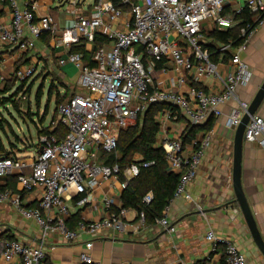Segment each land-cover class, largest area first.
<instances>
[{
  "label": "built area",
  "instance_id": "1",
  "mask_svg": "<svg viewBox=\"0 0 264 264\" xmlns=\"http://www.w3.org/2000/svg\"><path fill=\"white\" fill-rule=\"evenodd\" d=\"M85 1L70 3L78 6ZM35 2L8 0L9 19L0 20V43L15 46L22 53L34 50L44 32L60 35L66 49L59 63L78 67L76 82L85 90L57 106L58 120L66 127L64 136L43 133L32 155L0 156V177L15 174L18 181V191L0 189V203L10 204L41 229L35 244L6 238L0 256L7 262L17 257L19 264H46L48 234L57 233L68 243L87 235L78 264H102L91 253L93 237L109 227L125 232L131 211L139 220L138 226L144 223V211L125 207L121 194L129 179L154 161H145L135 153L134 161L121 172L118 163L101 162L100 152L114 151L119 131L134 123L151 103L166 102L176 111L164 108L157 113L160 129L156 145L165 151L168 169L180 175L173 198H192L188 185L197 176L213 131L203 132L193 140L192 146L198 147L189 149L183 131L171 135L170 122L183 112L190 124L204 123L210 116L222 115L223 106L233 100L225 126L236 129L250 103L241 98L239 87L248 85L253 76L241 51L253 33L264 26V0H121L119 6L113 0H94L89 11L80 7L72 23L62 29L50 14L36 15ZM244 10L250 12L253 21V25L240 28L244 42L233 48L229 62L213 61L205 46L209 34L238 24L236 15ZM97 33L106 40L94 49L96 65L90 66L84 62L83 53L72 47L85 38V46L92 49ZM230 47L225 43L219 50ZM159 62L161 73L170 69L175 73L166 88L155 82ZM224 64L229 66L224 68ZM37 70L36 60L16 66L9 76L0 73V84L10 78L28 81ZM244 139L258 142L264 149V117L259 113L251 115ZM153 197L148 191L143 201L150 203ZM169 205L158 221L168 231H175L167 217ZM73 209L80 212V218L71 226ZM87 210H96L99 216L92 218ZM237 211L234 208V213ZM206 238L223 245L224 264H249L247 255L232 239L218 237L213 230ZM158 264L199 263L179 259Z\"/></svg>",
  "mask_w": 264,
  "mask_h": 264
},
{
  "label": "crops",
  "instance_id": "2",
  "mask_svg": "<svg viewBox=\"0 0 264 264\" xmlns=\"http://www.w3.org/2000/svg\"><path fill=\"white\" fill-rule=\"evenodd\" d=\"M24 1L19 0L20 4ZM35 1H37V3L35 2L36 15L50 14L58 27L62 29L72 23L76 17L77 9L82 7L85 12L89 11L94 0H90L91 2L86 0L84 4L78 6L71 5L70 0H58L57 5H53L54 0ZM8 19V9L6 5L0 3V20ZM256 38L260 41L255 43L254 39ZM263 39L264 26L253 33L246 43L245 49L241 51L242 58L253 69L250 83L239 87L238 91L240 96L248 101L253 98L259 84L256 75L258 70L253 60V57H256L253 47H260L258 44H261ZM65 49V44L60 35L53 37L51 33L39 37L36 48L28 52L20 53L17 47L0 43V73L9 76L17 65L36 60L38 69L40 67L41 72L42 69L50 70L58 77L59 90L63 94L68 89L64 84L70 82L68 80L70 76L74 77L72 76L74 74L72 69L75 68L70 62L63 65L59 63ZM87 50H91V48H87ZM257 56L260 57V55ZM222 66L227 68L229 64ZM174 76L175 73L172 69L167 73H161L159 69L154 71L155 82L163 88L170 85V79ZM59 80L64 84L61 85ZM208 81L210 82V80ZM77 88L78 90H69L68 95L85 90L78 84ZM233 104V100L229 101L223 106V114L217 117L214 116L216 120L211 129L213 131L212 143L205 150L204 159L198 168L197 176L188 185L192 198L177 197L170 202L167 217L171 225L176 227V230L168 231L159 223L158 219L154 223L144 221L142 225L138 226L139 220L135 213L131 211L128 219L130 223L125 232H116L109 227L104 228L93 237L94 245L91 253L95 259L100 260L102 264H158L179 259L192 260L199 264H224L223 245L221 243L215 244L206 238L207 232L213 230L218 237L232 239L239 249L247 255L249 264H264V256L252 239L238 203L231 202L229 205L227 204L235 197L231 176L235 130L225 126L229 108ZM174 110L176 111V109ZM257 113L264 117V100ZM52 116L53 114L48 123H44V121L38 123L32 118L36 123L33 122L37 132L36 139H33L31 135L26 138L20 137L19 134L22 131L19 130L22 127H18V131L15 129L17 133L13 132L17 137V142H7L6 149L9 150L8 148L14 143L21 149L15 154L16 156L32 155L40 135L37 126L39 125L40 128L48 126L52 122ZM189 125H192L190 120L182 112L177 119L170 122V133L172 136H176L183 131L182 138H185ZM202 134L203 131H199L193 140ZM193 140L184 142L189 149L198 147V145L196 147L192 146ZM222 159L227 161L225 165H223ZM26 168L29 169V167ZM10 183L14 184V188L9 186ZM242 184L264 238V149L258 142L244 141ZM0 189L18 191L17 176L12 174L0 177ZM29 205H32V203H29ZM234 208H238L236 213H234ZM6 211L12 213V219L8 225L4 224L0 229V252L4 249V240L8 238V235L13 237L12 239L32 244L37 243L41 232L39 225L33 219L13 215V212L9 209ZM77 211V209L72 210V217ZM87 211L92 218L99 216L96 210ZM87 237V235H81L77 242L68 243L57 233L48 234L45 243V263L78 264V255L84 248V241ZM19 263L20 260L17 257L7 262L0 256V264Z\"/></svg>",
  "mask_w": 264,
  "mask_h": 264
},
{
  "label": "trees",
  "instance_id": "3",
  "mask_svg": "<svg viewBox=\"0 0 264 264\" xmlns=\"http://www.w3.org/2000/svg\"><path fill=\"white\" fill-rule=\"evenodd\" d=\"M113 1L117 6H119L118 4L121 0ZM0 3L2 5H7L8 0H0ZM236 18L240 21L238 24L222 30L216 29L209 34L208 37L210 40L205 44V46H207L212 53L211 58L213 61L229 62L233 56V48L239 46L245 40V38L240 35L241 26L247 23L253 25L251 14L250 12H248V10H244L242 14L236 15ZM46 33L50 34V32H44L41 34V36ZM105 40L106 37L104 35L97 33L91 50H87L85 46V38H82L79 44L73 45L72 50L82 52L84 55V62L90 66H95L96 61L93 58L94 49L98 45L105 42ZM225 43L230 44L231 48L223 51L219 50L220 45ZM160 65L161 63L159 62L157 65V69L160 68ZM40 73L50 76L51 82L48 91V97H51L54 89V93L56 95L55 103H57L56 110L60 102L66 100L69 96H71V94H75L71 93L70 95H68L69 89H67L65 93L61 94L59 90L60 85L57 82L58 77L52 71ZM15 81L16 80L14 78L8 79L4 82L5 85L0 88V105L5 107L8 104L12 103L13 106H18V101H16V99L14 98V96L17 94V91L11 94L12 89L15 85ZM59 81L61 85L64 84L61 80ZM22 82H26V80ZM43 86L44 85L42 83L37 93L38 103L42 98ZM164 108H170L174 110V107L166 102L151 103L147 110L138 116L134 124L130 125L126 129H122L119 131L118 144L117 148L114 151L100 152L101 162H104L105 164L118 163L121 172L125 169L126 166L130 165L134 161L133 155L135 153H139L142 156V159L145 161H154L152 165L142 167L138 175L129 179L128 186L121 194L123 205L138 212L144 211L145 221L149 223H154L157 219L163 217V210L165 206L172 201L180 178V175L178 173L168 169L166 153L161 147L156 145L160 129V125L156 120V115ZM47 110L48 106H46L45 114L40 118V122L38 123L43 122L48 114ZM215 120L216 118L214 116H211L204 124L189 125L187 128L188 133L185 138H183L184 142L192 141L196 133H198L199 131L207 132L211 130L213 128ZM51 121H54V116H52ZM37 127L39 134L54 133L59 138L64 136L66 132V127L61 122H59V120L58 124H49L48 126L42 128H40V126L38 125ZM8 149L9 150H7L2 143H0V156L15 155L21 150L17 147V144L14 143H12L11 147H9ZM9 186L14 188L13 183H10ZM148 191H152L154 197L150 203H145L143 201V197ZM73 215L74 216L72 217L71 214L70 218L71 226L75 225V222L80 218V212L77 211ZM8 238L12 239L13 237H10V235H8Z\"/></svg>",
  "mask_w": 264,
  "mask_h": 264
},
{
  "label": "rangeland",
  "instance_id": "4",
  "mask_svg": "<svg viewBox=\"0 0 264 264\" xmlns=\"http://www.w3.org/2000/svg\"><path fill=\"white\" fill-rule=\"evenodd\" d=\"M88 1H90V0H88ZM57 2H58V0H54L53 5H57ZM258 41H260L258 38L254 39L255 43ZM258 45H260V47H258V48L253 47L255 49L254 54L256 56V57H253V60L255 62L257 70H258L256 75L258 77V82H259L258 85H260V83L262 82V80L264 78V39H263V42L261 44H258ZM257 55H260V57H258ZM74 67L75 68L72 69V71L74 72V74L72 76H74V77L70 76V78H68V80L70 82L65 83L66 88H68L69 90H72V89L78 90L76 81H77V77H78L77 74L79 73V70H78L77 66L74 65ZM39 69H41V68L39 67ZM38 70L36 71L34 76L31 79L30 78L27 79L28 81H26V82L15 81V85L12 89L11 94L14 93L15 91H17V94L14 96L16 101H18L17 107L13 106L12 103L8 104L5 107L0 105V139H1L0 141L5 147L7 146L6 144L9 141L17 142V137L14 134V132H16L15 129L17 130L18 127H22V128H20V130L18 129L19 131H22V132H20L21 134H19L20 137L26 138L27 136L31 135L33 137V139H36L37 138V132H36V128L34 126L35 122L32 120V118H34L35 121L40 122V118L43 117L45 114L46 106H48V110H47L48 115L43 120L44 123H48L50 121L51 115L53 114L54 121L50 122V124L51 125L58 124L59 115H58V112L56 110V104L57 103H55L56 95L54 93L55 92L54 89H53V93H52L51 97H48V91H49L50 82H51L50 76L46 75L47 76L46 77L42 73H40V72L38 73ZM42 70H43L42 72H45V73L47 71H50V70H46V69H42ZM68 72H70V71H68ZM42 83L44 85L42 87L43 94H42L41 101L38 103L37 93H38L39 88L41 87ZM4 85H5L4 83L0 84V88H2ZM242 99L245 100L244 98H242ZM23 120H25L26 122H24ZM134 123H132V124H134ZM27 124L29 125V132H28V125ZM132 124H130V125H132ZM128 127H126V128H128ZM11 135H13V136H11ZM222 162H223V165H225L227 163V161L225 159H222ZM7 206H10L11 208L7 207ZM8 209L13 212V215L16 214L18 217L19 216L22 217L10 204H8V203H4V204L2 203L1 204L0 203V229H2L4 224L8 225L11 222L10 220L12 219L11 218L12 213L9 211H6Z\"/></svg>",
  "mask_w": 264,
  "mask_h": 264
},
{
  "label": "water",
  "instance_id": "5",
  "mask_svg": "<svg viewBox=\"0 0 264 264\" xmlns=\"http://www.w3.org/2000/svg\"><path fill=\"white\" fill-rule=\"evenodd\" d=\"M264 100V78L258 85L253 98L250 100L249 106L243 114L239 125L236 127L233 138V158H232V185L235 197L231 202L238 203L247 226L249 228L252 239L260 252L264 256V238L259 228L258 222L253 214L248 198L245 194L242 184V157L244 147V132L252 114L257 113L259 107ZM204 124V123H201ZM200 125V124H199Z\"/></svg>",
  "mask_w": 264,
  "mask_h": 264
},
{
  "label": "bare ground",
  "instance_id": "6",
  "mask_svg": "<svg viewBox=\"0 0 264 264\" xmlns=\"http://www.w3.org/2000/svg\"><path fill=\"white\" fill-rule=\"evenodd\" d=\"M245 140V139H244Z\"/></svg>",
  "mask_w": 264,
  "mask_h": 264
}]
</instances>
